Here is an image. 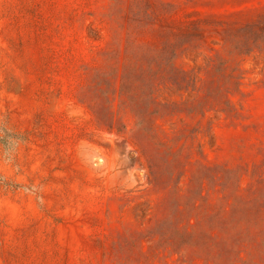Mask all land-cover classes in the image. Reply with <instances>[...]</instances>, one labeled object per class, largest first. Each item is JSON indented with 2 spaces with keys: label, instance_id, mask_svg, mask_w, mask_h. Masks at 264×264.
I'll return each instance as SVG.
<instances>
[{
  "label": "rangeland",
  "instance_id": "obj_1",
  "mask_svg": "<svg viewBox=\"0 0 264 264\" xmlns=\"http://www.w3.org/2000/svg\"><path fill=\"white\" fill-rule=\"evenodd\" d=\"M0 264H264V0H0Z\"/></svg>",
  "mask_w": 264,
  "mask_h": 264
}]
</instances>
